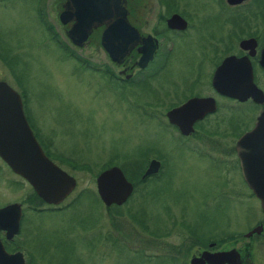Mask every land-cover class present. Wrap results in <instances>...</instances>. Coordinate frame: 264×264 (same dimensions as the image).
Listing matches in <instances>:
<instances>
[{"label": "rangeland", "instance_id": "374dc122", "mask_svg": "<svg viewBox=\"0 0 264 264\" xmlns=\"http://www.w3.org/2000/svg\"><path fill=\"white\" fill-rule=\"evenodd\" d=\"M41 8L69 49L108 61L99 39L74 47L56 0H0V54L6 58L0 57V80L26 89L27 108L53 160L76 179L59 210L31 212L23 229L27 250L42 264H187L211 238L244 250L253 241L244 233L263 216L258 199L236 196L237 176L189 147L192 138L160 131L154 120L142 118L143 88H127L122 96L111 85L98 89L102 79L51 38L37 17ZM167 76L170 65L161 79ZM247 108L223 118V129L233 125L236 133L246 125ZM150 159L161 163L158 177L143 184L130 180L135 164L144 163V172ZM105 166H119L135 187L119 208L105 206L97 194L95 178ZM9 187L0 179V205L13 195ZM31 196L37 200L33 190ZM252 243L255 264H264V237Z\"/></svg>", "mask_w": 264, "mask_h": 264}, {"label": "flooded vegetation", "instance_id": "af4514ba", "mask_svg": "<svg viewBox=\"0 0 264 264\" xmlns=\"http://www.w3.org/2000/svg\"><path fill=\"white\" fill-rule=\"evenodd\" d=\"M56 2L59 17L65 0ZM121 6L126 10V17L141 40L120 60L113 61L101 44V35L106 26H97L92 28L84 43L99 39L101 50L108 61H90L85 56L81 57L76 50H72L73 58L102 79L98 89L111 85L122 96L127 88L135 91L143 88L148 97L140 105L137 104L142 118L154 120L160 131L175 132L182 139L192 138L189 147L202 149L213 160L225 165L229 176L230 173L237 176L240 186L234 190L236 196L256 198L259 201L257 191H264V126H256V123L264 111V101L257 102L251 96L242 100L227 94L217 85V80L214 82L213 77L217 68L230 57V76L225 71L224 80L230 81L232 93L240 91L241 83L247 81L245 71L250 68L251 80L264 94V86L261 84L264 81V0H123ZM40 11L46 18L42 8ZM72 23L63 25H68V30ZM150 44L154 46L153 56L141 67L138 61L143 50ZM169 65L170 76L161 79L162 75L166 76ZM240 69L243 70L241 78ZM218 80L222 81V74ZM2 81L20 95L27 123L44 153L55 162L48 141L40 135L27 108L26 89H20L19 84L18 88L6 80ZM135 101L139 100L135 98ZM240 106H248L247 124L236 133L233 132V125L225 126L224 131L223 118L234 117ZM226 133L231 136L227 137V142L222 138V142L221 137ZM245 133L249 134V181L244 177L237 149L238 141ZM206 137L209 142L205 141ZM0 179L13 192L11 198L0 205L3 208L13 204L9 215L0 220V243L4 252L10 256L2 259L0 253V262L42 264L27 250L28 238L23 229L31 212L41 214L60 208L38 196L28 180L16 173L1 157ZM32 190L37 197L36 201L31 199ZM15 192H21L20 199L13 198ZM260 210L262 218L247 230L249 232L257 225H262L260 233L249 236L253 241L264 237V213L261 206ZM13 229L16 232L12 234L10 231ZM252 242L244 250L237 248L241 264H255ZM229 249L219 246L211 238L197 252L191 253L187 264H191V259L200 257L203 252L213 254ZM197 264L213 263L203 258Z\"/></svg>", "mask_w": 264, "mask_h": 264}, {"label": "water", "instance_id": "95a60500", "mask_svg": "<svg viewBox=\"0 0 264 264\" xmlns=\"http://www.w3.org/2000/svg\"><path fill=\"white\" fill-rule=\"evenodd\" d=\"M122 1L65 0L59 20L62 24L73 22L67 30V35L73 43L78 45L83 44L92 28L105 25L106 28L101 35V44L110 58L113 61H118L141 40L137 30L126 17V10L121 6ZM153 50V45H147L138 61L139 66L143 67L147 64L153 56ZM230 63L231 58H226L214 74L213 80L214 82L217 80L219 83L217 85L221 87V90L242 100L251 96L257 102L264 101L263 92L251 80L250 68L245 71L247 81L244 80L241 83L240 91L232 93L230 81L224 80L225 71L228 72V77L230 76ZM221 74L222 81L218 80ZM242 74L243 70L240 69L239 78ZM168 116L170 119V112ZM256 126H264V111L259 116ZM248 135L245 133L240 138L237 149L244 177L249 181ZM0 157L16 173L28 180L35 193L47 203H61L76 187V179L44 153L26 121L20 95L2 80L0 81ZM160 165L159 160L151 159L141 178L156 174ZM95 182L97 194L105 206L122 205L134 190L133 183L126 178L119 166H111L102 170L96 176ZM262 193L264 191H257L264 213V195ZM12 208L13 204L0 208V220L7 217ZM261 230L262 225L259 224L244 236L249 237L253 233H260ZM10 232L13 234L16 230L13 229ZM0 247L2 248L1 243ZM0 253L2 259L10 258L3 248ZM203 258L213 264H241L240 254L235 248L213 254L203 252L200 257L192 258L191 264H197Z\"/></svg>", "mask_w": 264, "mask_h": 264}, {"label": "trees", "instance_id": "16d2710c", "mask_svg": "<svg viewBox=\"0 0 264 264\" xmlns=\"http://www.w3.org/2000/svg\"><path fill=\"white\" fill-rule=\"evenodd\" d=\"M39 12H41V11H39ZM37 17L41 21V23L44 24L45 29L49 32V35L51 36V38L57 42L58 46L60 48H62L70 57H73L74 54H73L72 50L69 49L68 46L59 39L56 32L53 30L52 25L49 23V21L44 16H42V13H39L37 15ZM0 57L6 59L5 56H3L2 54H0ZM135 166H137V169L135 171V176H134L135 180L134 179H130V180L134 181L136 184H141V183L143 184L151 178H157L158 177V176H155L156 174H154V175H150V176H147L146 178L142 179L141 174H142L144 166H145L144 163L140 162L137 165L135 164ZM105 168H107V166L103 167L102 170ZM110 207L119 208L120 206L112 205Z\"/></svg>", "mask_w": 264, "mask_h": 264}]
</instances>
